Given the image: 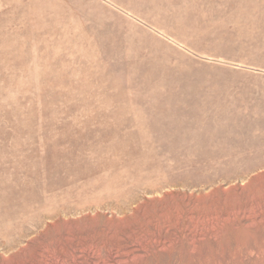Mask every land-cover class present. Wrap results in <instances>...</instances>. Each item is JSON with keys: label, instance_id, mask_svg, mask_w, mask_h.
<instances>
[{"label": "rangeland", "instance_id": "374dc122", "mask_svg": "<svg viewBox=\"0 0 264 264\" xmlns=\"http://www.w3.org/2000/svg\"><path fill=\"white\" fill-rule=\"evenodd\" d=\"M0 264H264V0H0Z\"/></svg>", "mask_w": 264, "mask_h": 264}]
</instances>
